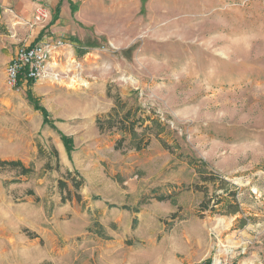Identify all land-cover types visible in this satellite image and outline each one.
<instances>
[{"label": "rangeland", "instance_id": "obj_1", "mask_svg": "<svg viewBox=\"0 0 264 264\" xmlns=\"http://www.w3.org/2000/svg\"><path fill=\"white\" fill-rule=\"evenodd\" d=\"M114 3L113 15L78 23V45L61 40L31 89L56 129L43 126L29 88L6 85L18 46L6 45L0 28V160L33 170L0 167V264H264V0ZM116 101L159 119L174 154L156 138L138 154L129 135L107 133L101 143L110 157V142L126 138V180L113 174L126 194H115L102 216L73 190L76 205L64 212L59 181L73 189L69 169L83 179L92 168L97 118ZM59 132L74 139L73 158ZM160 151L168 164L152 159ZM190 157L226 181L239 214L200 215L205 197L194 186L203 183ZM170 193L177 205L154 198Z\"/></svg>", "mask_w": 264, "mask_h": 264}, {"label": "crops", "instance_id": "obj_2", "mask_svg": "<svg viewBox=\"0 0 264 264\" xmlns=\"http://www.w3.org/2000/svg\"><path fill=\"white\" fill-rule=\"evenodd\" d=\"M39 5H45L51 13L52 20L49 25L44 23L35 26L33 24L34 12ZM114 5V0H0V28L7 31L1 36V40L6 45L19 47L20 45H32L39 42L56 43L61 40L66 42L65 39H69L70 43L76 46L78 43H74L72 40L77 38V34L80 33L78 23L94 24L98 18H105L108 14L113 15L115 12ZM12 59L10 56L7 63H10ZM105 135L107 134H100L99 132L101 141L98 140L100 142L96 144L95 150L88 152L93 156L92 168L89 170L82 168L87 171L82 174L85 185L82 192H78L82 196L83 202H86L93 211L100 212L102 216L110 212L109 206L112 204L109 202L115 199V197L113 198L115 194L119 195L118 197L126 194V181L121 184L113 178L114 175H119L126 180V155L120 157L121 150H116V143L110 142L108 149L111 153L113 152V156H108L101 143L102 139L106 138ZM141 152L136 153L140 154ZM73 153L71 157L68 155L69 159L73 158ZM158 153L152 159L168 158L167 164L170 162L171 158L168 152L160 151ZM116 156L119 158L117 162L121 160L124 164L120 165L121 163L112 161ZM105 163L112 175H108L104 166ZM75 167L78 170L80 168L77 164ZM89 188L92 191H88ZM94 196L99 198L92 201ZM74 205H76L75 201L68 202L64 204L62 211L68 212Z\"/></svg>", "mask_w": 264, "mask_h": 264}, {"label": "trees", "instance_id": "obj_3", "mask_svg": "<svg viewBox=\"0 0 264 264\" xmlns=\"http://www.w3.org/2000/svg\"><path fill=\"white\" fill-rule=\"evenodd\" d=\"M72 42L77 43L75 39ZM33 86L34 84L32 83L27 93L29 102L34 106V109L36 111L42 114L43 126L50 125L56 129L54 123L50 121L49 112L44 107L40 106L39 102L33 97L31 93V89ZM108 96H110L109 93ZM96 122L100 134L119 132L123 135H129L130 150L136 152L146 150L150 146L152 139L156 138L162 143V146L165 150L174 154V147L162 137V135L166 132L165 125H163V123L159 119L151 116L142 118L138 115V112L133 111V109H127V105L125 103H122L121 101H116V106L112 109V112L105 118L98 117ZM138 129H141L142 132L139 133ZM59 134L67 154L71 157V154L75 151L74 139L72 137L66 136L61 132H59ZM125 142L126 138H121L119 141H117L115 149L122 150ZM53 152L56 158H58V151L54 149ZM182 158L183 155H178L179 160H183ZM189 160L190 161L188 164L195 169L196 173L203 183L202 185L197 184L194 186V189L197 192L203 193L205 197L200 205V215L203 217L207 213H209L210 215L239 214L241 210L240 205L235 197L236 193L233 191L230 192V190L226 187V181H224L219 175H215L209 172V165L206 161L193 157H190ZM0 167L9 168L10 170H19L20 176H29L33 171L32 168L26 167L21 161L0 160ZM68 181H70L73 189L70 188V185L67 181H59L62 203L73 201V190L76 191L75 198L78 202H81L82 197L80 194H78V192H80V190L85 185V180L81 179L80 177H73L72 173L68 172ZM218 184L219 186L217 187ZM211 188H213L214 190L212 198L209 197ZM218 190H223V194L216 195ZM154 198L160 202L170 201L172 204L177 205L176 197L172 193L162 194ZM225 199L231 200V202L225 205L224 209H221ZM204 264H211V261H207Z\"/></svg>", "mask_w": 264, "mask_h": 264}, {"label": "built area", "instance_id": "obj_4", "mask_svg": "<svg viewBox=\"0 0 264 264\" xmlns=\"http://www.w3.org/2000/svg\"><path fill=\"white\" fill-rule=\"evenodd\" d=\"M52 15L45 5H39L33 16L35 26L51 22ZM62 41L53 45L49 42H39L19 47L6 69V85L9 89L19 92L30 88L43 78L47 63L54 49L63 47Z\"/></svg>", "mask_w": 264, "mask_h": 264}, {"label": "bare ground", "instance_id": "obj_5", "mask_svg": "<svg viewBox=\"0 0 264 264\" xmlns=\"http://www.w3.org/2000/svg\"><path fill=\"white\" fill-rule=\"evenodd\" d=\"M55 59V58H54ZM70 59V58H69ZM51 66H53V65H51ZM54 66H55V64H54ZM75 66H74V61H70L69 62V64H68V67H67V69L68 70H71V69H73Z\"/></svg>", "mask_w": 264, "mask_h": 264}]
</instances>
